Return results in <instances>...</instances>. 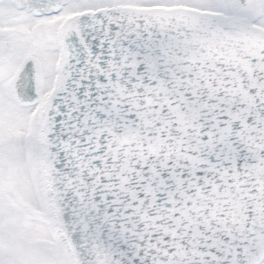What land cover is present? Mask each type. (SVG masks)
Masks as SVG:
<instances>
[{
    "label": "snow or ice",
    "instance_id": "snow-or-ice-1",
    "mask_svg": "<svg viewBox=\"0 0 264 264\" xmlns=\"http://www.w3.org/2000/svg\"><path fill=\"white\" fill-rule=\"evenodd\" d=\"M0 264H264V0H0Z\"/></svg>",
    "mask_w": 264,
    "mask_h": 264
}]
</instances>
